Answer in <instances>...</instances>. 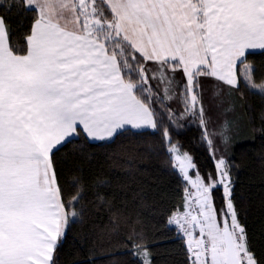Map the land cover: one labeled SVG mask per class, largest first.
I'll return each instance as SVG.
<instances>
[{"label":"crops","instance_id":"obj_1","mask_svg":"<svg viewBox=\"0 0 264 264\" xmlns=\"http://www.w3.org/2000/svg\"><path fill=\"white\" fill-rule=\"evenodd\" d=\"M24 1L37 13L25 54L10 50L0 17V264H51L66 225L53 150L154 124L77 0ZM101 1L143 59L222 89L238 85L246 53L264 50V0Z\"/></svg>","mask_w":264,"mask_h":264},{"label":"trees","instance_id":"obj_2","mask_svg":"<svg viewBox=\"0 0 264 264\" xmlns=\"http://www.w3.org/2000/svg\"><path fill=\"white\" fill-rule=\"evenodd\" d=\"M98 3L115 24L107 6ZM0 17L10 50L25 54L37 20L35 10L24 0H0ZM110 28L112 33L100 28L94 37L116 57L121 76L150 111L154 127L124 129L100 141H89L79 133L53 150L50 163L67 221L51 264H144L146 257L150 264H193L184 238L169 225L171 215L185 206L183 181L173 168L170 145L190 156L191 174L205 181L216 176L213 155L226 156L230 199L246 250L255 264H264V92L251 89L242 77L245 65L254 83L264 82V50L246 53L237 68L236 87L222 89L195 75L199 103L191 111L181 94L184 73L171 68L183 75L181 84H175L177 97L166 100L154 88L153 93L146 92L137 72L153 63L136 53L119 30ZM201 78L207 81L205 89ZM149 80L153 84L154 79L149 76ZM209 129L223 140L218 153L205 136ZM223 201L218 188L217 210Z\"/></svg>","mask_w":264,"mask_h":264},{"label":"rangeland","instance_id":"obj_3","mask_svg":"<svg viewBox=\"0 0 264 264\" xmlns=\"http://www.w3.org/2000/svg\"><path fill=\"white\" fill-rule=\"evenodd\" d=\"M99 0H77L78 13L84 30L92 35H99L100 28H104V33H112L113 27L119 30L118 24L110 23V19L106 18V12L98 3ZM118 28V29H117ZM119 47V44H114ZM113 45V46H114ZM124 56V54H122ZM171 66L154 65L144 72L139 68L137 76H140L139 84L143 85L146 92L153 93V88L160 89L163 97L166 100H171L172 97H177L178 84L183 79V75L177 74ZM127 71V70H126ZM243 80L255 91L264 92V82L256 84L253 82L249 67L242 68ZM152 75V76H151ZM149 76L154 79L153 84L149 80ZM184 91L181 93L182 98L188 102L187 108L194 110L198 107L196 100L195 76H187ZM206 80L200 79V85L203 89L206 88ZM131 89L133 85L128 82ZM175 84L177 85L175 87ZM182 87V86H181ZM175 90L177 92L175 93ZM203 95V93H202ZM192 96V97H191ZM221 108L224 106L218 99ZM153 129V128H152ZM215 132V131H214ZM215 135L212 129L206 132L205 136L208 142L211 143L214 153L222 150L221 135ZM219 136V137H218ZM113 137V136H112ZM112 137L104 140L111 139ZM212 137V139H211ZM212 140V141H211ZM221 140V141H220ZM168 151L172 158L173 168L179 173L182 178L185 194L184 210L177 211L169 218V225L174 226L180 235L184 238L186 246L189 250L193 264H225V250L223 240V227L226 224L232 234L235 242L236 252L241 264H255L254 259L246 250L245 237L242 227L238 224L234 212V208L230 199V188L228 182L227 171L225 167L226 156L221 153L213 155L216 169V176L205 181L197 173L191 174L194 170L190 156L179 149L176 145L168 146ZM220 188L223 195V206L217 210L214 205V191ZM65 222L67 221L65 213ZM63 220V221H64ZM202 246L207 247L208 251L203 254ZM144 264H150L148 258L143 260Z\"/></svg>","mask_w":264,"mask_h":264},{"label":"water","instance_id":"obj_4","mask_svg":"<svg viewBox=\"0 0 264 264\" xmlns=\"http://www.w3.org/2000/svg\"><path fill=\"white\" fill-rule=\"evenodd\" d=\"M223 240H224V250H225V264H240L235 243L227 225H224L223 229Z\"/></svg>","mask_w":264,"mask_h":264}]
</instances>
